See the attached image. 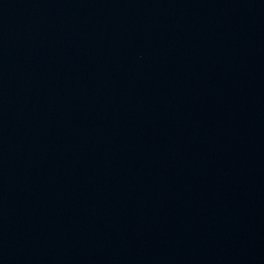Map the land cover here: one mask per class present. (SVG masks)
<instances>
[{"label":"water","instance_id":"1","mask_svg":"<svg viewBox=\"0 0 264 264\" xmlns=\"http://www.w3.org/2000/svg\"><path fill=\"white\" fill-rule=\"evenodd\" d=\"M0 264H264V0H0Z\"/></svg>","mask_w":264,"mask_h":264}]
</instances>
